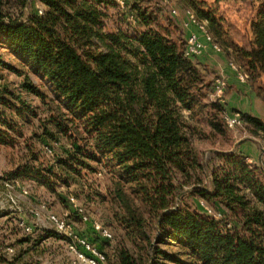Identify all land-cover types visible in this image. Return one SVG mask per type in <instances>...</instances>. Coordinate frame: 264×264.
Masks as SVG:
<instances>
[{"label": "trees", "instance_id": "1", "mask_svg": "<svg viewBox=\"0 0 264 264\" xmlns=\"http://www.w3.org/2000/svg\"><path fill=\"white\" fill-rule=\"evenodd\" d=\"M184 1L208 20L220 53H235L229 61L249 74L247 82L264 103V0H252L249 44L229 47L218 41L224 18L217 8L205 0ZM41 2L43 13L34 10L33 0H0V40L52 93L0 55L1 68L21 77L13 84L0 72V143L23 135L25 123L38 117L39 140L54 157L46 161L30 145L28 160L12 178L50 186L52 178L69 183L83 170L94 171L91 161L106 164L116 178V200L125 208L121 223L144 240L139 253L121 243L107 254L108 264H159L160 258L173 264H264V168L250 167L238 150L217 153L219 166L212 160L205 164L193 142L189 118L206 107L213 133L226 136L229 130L226 102L203 101V89L213 92L215 80L207 81L205 54L187 56L183 39L172 36L142 0H126L123 9L127 22L138 27L133 32L107 29L110 7L121 9L117 0ZM5 4L19 6L27 19L5 13ZM239 112L253 135H264V118ZM186 195L223 206V217L191 208L183 201ZM34 230L36 241L59 235L39 226Z\"/></svg>", "mask_w": 264, "mask_h": 264}, {"label": "rangeland", "instance_id": "2", "mask_svg": "<svg viewBox=\"0 0 264 264\" xmlns=\"http://www.w3.org/2000/svg\"><path fill=\"white\" fill-rule=\"evenodd\" d=\"M205 1L207 5H214L218 13L224 18L222 36L218 41L224 47H229L230 42L248 45L251 36L249 22L256 13L255 4H253L252 0ZM142 2L149 10L157 12L159 22L168 27L172 36L183 39L185 43V30L179 21L184 16L185 9L192 7L187 6L188 4L184 0H142ZM120 7L121 9L116 6L110 7V17L106 21L107 29L121 26L122 28H129L133 32L135 28H138L137 25L134 26L127 22L122 4H120ZM172 7L179 10L180 16L176 18L172 16L170 10ZM33 8L34 10H40L41 8L45 10L41 0H33ZM3 9L5 13L12 15L14 18L27 19L26 16L23 17L19 6L5 4ZM169 18L173 19V22L169 21ZM8 20V17L4 18V21L8 22ZM128 25L130 27H127ZM226 52L220 54L211 52L210 56L205 58L206 60L204 61H207L209 65L207 81L212 82L217 77L215 68L212 67L213 63L229 61L231 57L236 59L235 53L231 56ZM0 55L4 62H12L18 69L28 71L34 83L52 95L45 79L30 72L29 67L24 66L1 40ZM240 62L243 63L242 61ZM1 67L0 65V72L10 82H13V84L20 82L21 77L17 73ZM203 93V101L205 103L208 104L211 100H216L213 92L208 87L203 89ZM27 98L33 104H41V100L36 95H31L30 97L27 95ZM256 102L260 116L263 115L264 117L263 101L259 99ZM225 105L227 110H229L227 102ZM208 112L209 108L206 107L203 111L199 110L193 117L189 118L195 132L193 135L194 145L202 154L205 164L212 160L213 166L221 165L222 161L221 158L217 157V153L237 151L236 146L239 145L240 138L247 136L257 138L260 141L264 139L263 133L253 135L246 123H243L235 130L229 129L226 136L220 133H213L207 121ZM40 113L41 117H44L42 110H40ZM185 113L187 116L190 115L188 111ZM33 118V125L25 123L23 135L14 133L13 141L10 140L7 144L0 143V263L3 261L5 264H10V262L15 264H71L68 239L60 237L54 230L52 223L46 217L48 212L73 222L76 225L77 232L96 245H101L106 256L107 254L112 256L121 243L128 246L135 253L144 252L142 249L144 240L129 231L121 223V214L125 212V208L121 205L120 200H116V178L106 164L91 161L94 171L83 170L80 177L76 180L70 178L69 183L57 177L52 178L50 179V186L39 183L35 179L12 178L11 174L28 160L31 154L30 145L34 146L35 151H42L44 154V150H47L48 146L39 140V134L42 133V130L37 128V126L41 122L38 117ZM79 128L82 129L83 126H79ZM63 143L65 144L67 141L64 139ZM43 156L46 161H52L54 158L50 156V153ZM211 170L210 168L209 173H211ZM71 198H74V201H71ZM183 199L184 203L186 202L191 208L205 209V211L217 218L223 217L222 211H224V207L221 205L213 207L199 196L186 195ZM76 204L87 211L89 220L86 222L88 223H83L80 220L75 210ZM36 212L40 215H36ZM22 220L32 226L31 232H26L19 226L18 223ZM95 221L102 222L107 226L112 231L113 238L108 240L100 237L92 227V222ZM34 226L55 232L59 237L44 236L43 233L44 237L36 241L39 232H35ZM147 226H150V222ZM150 233L153 232L150 230ZM26 236H29V239L25 240L24 243L19 242L21 238H26ZM9 246L14 248L13 252H9ZM161 247L165 248V245H161ZM105 264H108V261ZM159 264L173 263L160 258Z\"/></svg>", "mask_w": 264, "mask_h": 264}, {"label": "built area", "instance_id": "3", "mask_svg": "<svg viewBox=\"0 0 264 264\" xmlns=\"http://www.w3.org/2000/svg\"><path fill=\"white\" fill-rule=\"evenodd\" d=\"M119 4H122L123 9H126V0H117ZM40 13L44 12L41 8ZM171 12L175 16H180L179 10L175 7L171 8ZM130 19H133L131 16ZM182 25L186 30V42H185V54L189 57L202 56L209 50L220 53L222 48L219 43L215 42L213 34L209 29V22L207 19L199 17V15L192 8H186L184 16L181 19ZM232 68L236 72V77L241 82H247L249 74L237 63L230 62ZM228 81L223 75H218L213 83V95L216 99L225 103V91L227 89ZM225 120L227 127L230 130H235L239 126L243 125V120L239 111L227 110L225 113ZM261 151L264 154V139L260 141ZM51 152L50 148H46ZM243 160L250 166H261L264 168V162L260 158H252L244 155ZM74 201V198H71ZM75 210L79 215V218L83 223H88L89 216L87 211L79 206L75 205ZM36 215H40L36 212ZM47 219L52 223L54 230L63 238L68 239V250L71 256V264H105L107 256L105 252L95 243L88 238L80 235L76 230V225L73 222H69L67 219L62 218L52 212H48ZM19 226L26 232H31L32 226L24 220L20 221ZM93 229L105 239H112V231L105 226L102 222H92ZM9 252H13L14 248L8 247Z\"/></svg>", "mask_w": 264, "mask_h": 264}, {"label": "crops", "instance_id": "4", "mask_svg": "<svg viewBox=\"0 0 264 264\" xmlns=\"http://www.w3.org/2000/svg\"><path fill=\"white\" fill-rule=\"evenodd\" d=\"M211 52L213 51L209 50L202 58H207L208 56H210ZM213 64L215 66L217 65L216 68L218 70L219 75L227 77L228 85L225 91V99L229 107L228 109L230 111H243L260 116L261 114L259 113L256 107V101H258L260 98L256 96V92L252 89L248 82H241L236 77V72L232 68L230 61H224L219 63L216 62ZM260 117L264 118L263 115ZM259 141L260 140L254 137L246 136L245 138H240V143L236 146V149L242 155H247L257 159L260 158L264 162V154L261 151ZM0 264L5 263L1 261Z\"/></svg>", "mask_w": 264, "mask_h": 264}]
</instances>
